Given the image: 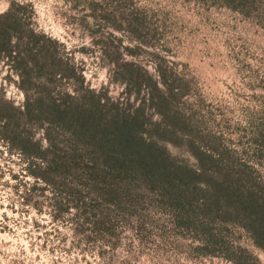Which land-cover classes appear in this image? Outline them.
<instances>
[{"label": "rangeland", "instance_id": "rangeland-1", "mask_svg": "<svg viewBox=\"0 0 264 264\" xmlns=\"http://www.w3.org/2000/svg\"><path fill=\"white\" fill-rule=\"evenodd\" d=\"M18 1L32 5L37 29L64 43L88 85L122 107L133 89L114 80L113 46L152 76L156 67L166 72L178 96L166 118L129 98L143 108L144 137L178 172L196 223L244 252L247 264H264L221 195L242 189L264 199V0L239 9L224 0ZM6 96L22 99L12 84ZM25 172L23 158L0 141V264H235L209 244L208 231L177 223L183 212L164 190L144 185L136 209L110 211L101 229L71 200L57 214L51 202L63 190Z\"/></svg>", "mask_w": 264, "mask_h": 264}, {"label": "trees", "instance_id": "trees-1", "mask_svg": "<svg viewBox=\"0 0 264 264\" xmlns=\"http://www.w3.org/2000/svg\"><path fill=\"white\" fill-rule=\"evenodd\" d=\"M224 1L239 9L246 8L248 0ZM131 31L139 37L137 28ZM102 45L109 47L105 41ZM112 54V71H119L114 80L133 89L125 92L124 107L106 90L91 88L64 43L37 29L30 3L8 0L0 11L1 143L23 158L25 174L63 190V196L51 202L59 215L71 200L83 214L97 217L95 227L106 229L110 211H134L144 185L159 188L183 212L176 220L179 225L208 231L210 245L223 248L235 264H247L244 252L230 249L207 226L196 223L191 195L175 183L181 180L178 172L152 151L143 135L146 117L133 101H146L166 118L169 102L178 97L166 72L156 67L152 76L114 46ZM11 84L22 94L17 103L6 96ZM221 191L232 213L264 251V199L242 189Z\"/></svg>", "mask_w": 264, "mask_h": 264}]
</instances>
